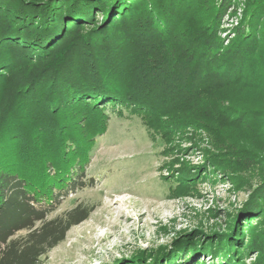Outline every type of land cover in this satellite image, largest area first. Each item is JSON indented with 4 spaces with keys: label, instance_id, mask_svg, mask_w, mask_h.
Returning <instances> with one entry per match:
<instances>
[{
    "label": "trees",
    "instance_id": "16d2710c",
    "mask_svg": "<svg viewBox=\"0 0 264 264\" xmlns=\"http://www.w3.org/2000/svg\"><path fill=\"white\" fill-rule=\"evenodd\" d=\"M236 1L10 0V9L0 13V79L20 71L14 83L0 80V264H42L70 228L88 218L93 207L85 204L49 216L68 196L93 187L87 167L114 113L148 117L153 135L166 141L174 126H198L215 158L258 173L253 188L246 182L250 200L240 211L245 221L247 214L264 211V169L258 164L264 158V0H244L233 39L223 47L219 22L230 6L238 7ZM200 12L203 19L196 23ZM173 34L176 40L169 41ZM150 41L162 51L154 60L141 59L144 82L164 72L155 85L170 86L173 99L185 98L176 108L206 100L199 116L175 119L167 101L158 110L137 85L130 90L125 71L132 68L133 51ZM240 87L259 100L233 107L222 99ZM229 107L241 112L235 121L246 142L217 135L234 114ZM177 183L184 188L186 181ZM240 229L232 216L228 231L207 241L208 253L221 258L239 246ZM253 244L264 256V242L256 237Z\"/></svg>",
    "mask_w": 264,
    "mask_h": 264
},
{
    "label": "rangeland",
    "instance_id": "374dc122",
    "mask_svg": "<svg viewBox=\"0 0 264 264\" xmlns=\"http://www.w3.org/2000/svg\"><path fill=\"white\" fill-rule=\"evenodd\" d=\"M243 2L237 0L238 7L230 6L220 19L217 35L223 47L233 39V29L242 18ZM11 4L10 0H0V13L10 9ZM203 15V12L197 15L196 23L198 19L201 22ZM168 40H176V35ZM148 44L133 51V69L125 71L130 90L137 85L139 95L147 97L158 110L162 108V100L167 101L175 119L199 116L197 113L206 100L194 98L187 104L190 106L176 108L175 104L186 101L185 98L173 99L174 90L170 91V86L155 85L164 72H155L150 83L144 82L141 59L150 55L154 60L162 51L161 47H155L157 41ZM156 66L161 68L159 63ZM19 71L0 80L14 83ZM225 93L222 99L232 101L233 107L259 100L246 95L244 87ZM219 98L218 95L213 102ZM229 109L234 114L228 115V122L216 129L219 139L246 142V131L241 132L240 122L235 121L241 112ZM146 121L149 122L148 117L133 111L111 114L108 128L96 141L87 167V177L94 179L93 187L68 196L49 218L78 204L92 206L93 211L41 258L42 264H154L156 257V264L171 260H179L180 264H264L257 245H250L256 237L264 242V211L247 214L246 221L240 213L250 200L251 190L246 188V182L251 181L254 187L258 175L255 168L246 173L231 160L215 158L208 136L198 126H174L166 141L153 135ZM154 122L163 128L157 116ZM212 158L216 163L208 168L207 161ZM258 164L264 169V158ZM187 173L190 178H186ZM179 181H186L184 188L178 186ZM234 215L240 220L241 244L224 250L221 258L213 257L206 243L226 233ZM196 236L201 237L198 244Z\"/></svg>",
    "mask_w": 264,
    "mask_h": 264
}]
</instances>
